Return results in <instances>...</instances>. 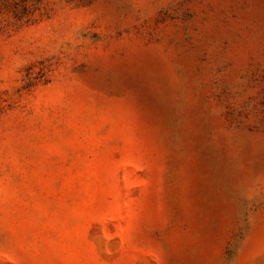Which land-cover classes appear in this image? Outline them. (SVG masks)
Masks as SVG:
<instances>
[{"label":"rangeland","instance_id":"374dc122","mask_svg":"<svg viewBox=\"0 0 264 264\" xmlns=\"http://www.w3.org/2000/svg\"><path fill=\"white\" fill-rule=\"evenodd\" d=\"M0 264H264V0H0Z\"/></svg>","mask_w":264,"mask_h":264}]
</instances>
